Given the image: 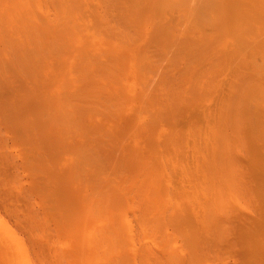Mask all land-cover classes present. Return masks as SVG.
Returning a JSON list of instances; mask_svg holds the SVG:
<instances>
[{"label":"bare ground","instance_id":"obj_1","mask_svg":"<svg viewBox=\"0 0 264 264\" xmlns=\"http://www.w3.org/2000/svg\"><path fill=\"white\" fill-rule=\"evenodd\" d=\"M0 264H264V0H0Z\"/></svg>","mask_w":264,"mask_h":264}]
</instances>
